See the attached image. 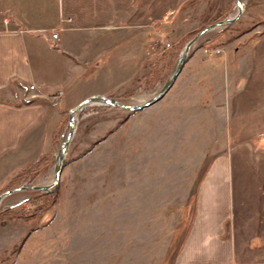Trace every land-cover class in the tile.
Segmentation results:
<instances>
[{"label": "rangeland", "instance_id": "1", "mask_svg": "<svg viewBox=\"0 0 264 264\" xmlns=\"http://www.w3.org/2000/svg\"><path fill=\"white\" fill-rule=\"evenodd\" d=\"M235 1L222 9L220 0H188L171 21L156 28L97 30L106 32L109 42L122 43L127 58L136 44L142 46L140 68L137 65L134 72L128 62L127 81L118 100L136 104L154 95L174 71L185 43L204 26L236 13ZM247 14L243 5L237 20L212 28L190 46L189 51L202 44L198 59L212 64L215 75L214 80L201 78L197 89L193 83L192 90L183 88L181 95L187 98H178L174 86L137 110L108 105L102 109L103 105L89 103L76 112L57 189H25L1 199L0 263L160 264L164 239L179 213L177 203L199 168V158L211 156L214 150L204 145L220 134L216 124L223 122V132L228 128L234 90L229 76L246 49L250 60L264 57V20L252 21ZM109 77L80 76L86 82H79L71 93L108 86ZM67 121L68 114L63 116L57 149L46 170L41 157L30 163L40 162L37 173L25 172L30 164L15 170L0 185V192L53 181L54 158L67 133ZM225 142L218 141V146Z\"/></svg>", "mask_w": 264, "mask_h": 264}, {"label": "crops", "instance_id": "2", "mask_svg": "<svg viewBox=\"0 0 264 264\" xmlns=\"http://www.w3.org/2000/svg\"><path fill=\"white\" fill-rule=\"evenodd\" d=\"M186 1L0 0V185L41 157L45 171L69 109L91 95L120 99L128 62L134 72L140 68L141 44L127 58L122 43L109 42L106 32L97 30L156 28ZM243 1L250 20H264V0ZM233 2L220 0L222 9ZM200 46L191 48L170 86H176L178 98H187L183 88L193 83L197 89L201 78H214L213 65L198 59ZM86 74L101 80L109 75L108 86L72 94ZM229 77L234 88L229 131L223 132V122L216 124L220 134L204 145L214 150L201 156L189 175L160 264H264V57L250 60L246 49ZM223 139L227 142L218 146Z\"/></svg>", "mask_w": 264, "mask_h": 264}, {"label": "water", "instance_id": "3", "mask_svg": "<svg viewBox=\"0 0 264 264\" xmlns=\"http://www.w3.org/2000/svg\"><path fill=\"white\" fill-rule=\"evenodd\" d=\"M244 1L243 0H236L235 1V7L237 8V12L233 16H227L222 19L216 20L214 22H211L210 24L204 26L201 28L194 36H192L184 45V48L178 58V61L176 63V67L172 74L166 79L165 83L162 85V87L151 97L148 99L136 103V104H129L124 103L119 100H117L114 97H107L103 95H91L89 97L84 98L79 103H77L75 106L71 107L68 111V121H67V133L62 136L60 139L59 147L57 150V153L54 158V178L53 181L49 184H43V185H19L16 187H12L9 189H6L2 192H0V201L5 196L14 193L16 191H21L25 189H31V190H42L45 192H49L52 190H56L59 183H60V177L65 161V155L69 146V142L72 138V135L74 133L75 125H76V112L80 111L85 105L89 103H101L105 105H112L116 107H121L128 110H137L143 107H146L158 99H160L170 88L172 83L174 82L176 76L180 72L182 66L184 65L186 58L188 56L189 48L190 46L203 34H205L207 31L211 30L214 27H217L219 25L225 24V23H232L235 20H237L242 13Z\"/></svg>", "mask_w": 264, "mask_h": 264}, {"label": "trees", "instance_id": "4", "mask_svg": "<svg viewBox=\"0 0 264 264\" xmlns=\"http://www.w3.org/2000/svg\"><path fill=\"white\" fill-rule=\"evenodd\" d=\"M244 29H245V28H244ZM249 29H250V28H249ZM249 29H248V30H249ZM213 37H214V36H213ZM213 37H211L210 39H206L205 41H203V44H206V43H207L208 41H210ZM230 40H231V38H228V40L226 39L224 42H228V41H230ZM219 43H220L221 45L224 44L223 42H219ZM118 124H119V123H117V125L114 127L115 129L117 128ZM112 131H113V129L110 130V131H108L106 135H109ZM91 146H92V145H91ZM91 146H89V148H87L86 150H84V152H83L82 154H85L86 151H89V149L91 148ZM39 164H40V162L37 161V162H35V163H33V164H30V165L26 166V167L24 168V170H25V172L30 173V171H32V170H37V167H38ZM37 172H38V170L35 171L34 173H37ZM13 252H14V251H13Z\"/></svg>", "mask_w": 264, "mask_h": 264}, {"label": "built area", "instance_id": "5", "mask_svg": "<svg viewBox=\"0 0 264 264\" xmlns=\"http://www.w3.org/2000/svg\"><path fill=\"white\" fill-rule=\"evenodd\" d=\"M53 38H58V32H53L51 35ZM30 89L34 88V85H30L29 86ZM61 91H59V93L55 96V98H60L61 97Z\"/></svg>", "mask_w": 264, "mask_h": 264}]
</instances>
